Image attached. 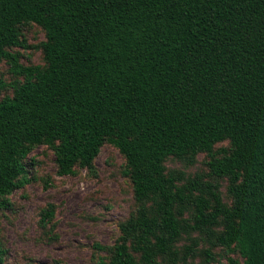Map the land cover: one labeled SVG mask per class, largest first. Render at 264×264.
<instances>
[{"label":"trees","instance_id":"trees-1","mask_svg":"<svg viewBox=\"0 0 264 264\" xmlns=\"http://www.w3.org/2000/svg\"><path fill=\"white\" fill-rule=\"evenodd\" d=\"M32 24L44 65L14 51ZM2 61L16 79L3 95L0 77V210L30 182L34 148L71 175L110 144L137 209L94 264H188L200 241L208 262L220 246L243 259L227 264H264V0H0ZM201 153L207 175L166 165Z\"/></svg>","mask_w":264,"mask_h":264},{"label":"rangeland","instance_id":"rangeland-1","mask_svg":"<svg viewBox=\"0 0 264 264\" xmlns=\"http://www.w3.org/2000/svg\"><path fill=\"white\" fill-rule=\"evenodd\" d=\"M27 47L14 51L23 54L24 65H44L43 49L37 47L46 39L37 24L24 28ZM0 77L7 83L3 95H11L16 77L6 61L0 63ZM224 143H219V146ZM205 153L194 165L187 166L175 158L167 160L169 169L177 168L187 174L207 175L209 167ZM30 182L11 196V207L0 210V241L5 249L2 264H94L107 258L119 237V225L136 211L130 179L124 175L125 159L117 148L103 146L93 169L76 167L75 174L59 175L55 154L47 145L33 149L29 156ZM224 200L231 203L228 179L221 180ZM54 204L55 217L47 227L40 222V212ZM196 235V234H195ZM190 240L184 237L179 245L184 248ZM200 241L198 255L188 258V264H227L228 256L238 253L213 246L215 260L207 261L202 252L209 247Z\"/></svg>","mask_w":264,"mask_h":264}]
</instances>
